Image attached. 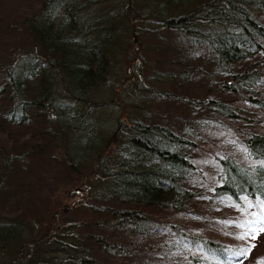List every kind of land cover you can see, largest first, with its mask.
I'll use <instances>...</instances> for the list:
<instances>
[{"label": "trees", "instance_id": "obj_1", "mask_svg": "<svg viewBox=\"0 0 264 264\" xmlns=\"http://www.w3.org/2000/svg\"><path fill=\"white\" fill-rule=\"evenodd\" d=\"M40 2L22 21L28 44L16 45L0 65V181L28 161L44 177L32 184L41 199L59 187L57 173L81 193L54 231L1 216L0 264H248L229 256L245 246L222 225L236 217L209 210L225 200L264 201V117L253 118L248 108L264 109V0ZM12 3L0 0V22L13 18ZM137 36L147 43L134 50ZM198 49L214 53L227 75L216 86L224 94L187 93L181 101L200 110L202 128L242 121L234 125L242 161L205 149L195 130L153 115L152 103L169 94L166 83L191 79ZM123 82L129 100L109 96L119 108L113 125L99 127L107 103L99 115L94 108L69 118L73 98L120 90ZM193 148L215 155L212 193L189 187L200 171ZM32 197L18 205L30 211ZM194 215L198 226L190 223ZM259 259L264 264V251Z\"/></svg>", "mask_w": 264, "mask_h": 264}, {"label": "rangeland", "instance_id": "obj_2", "mask_svg": "<svg viewBox=\"0 0 264 264\" xmlns=\"http://www.w3.org/2000/svg\"><path fill=\"white\" fill-rule=\"evenodd\" d=\"M12 1L13 18L4 19L0 22V65L11 60L9 55L13 52L16 45L24 46L25 44H28L27 39L29 38V35H27L23 29L22 21L27 16H33L34 12L39 10L41 5L40 0ZM260 18L264 23V15H260ZM137 40L138 41H133L132 43V48H134V50L147 43V38L143 41L141 40V37L137 36ZM189 69L191 70L190 80H186L183 84L179 82L165 84L164 91L169 94L166 95V97L161 96L157 98L152 103L153 115L169 120L170 123L179 126V128L181 127L180 129L187 127V130H195L194 132L197 134V139L194 138L195 141L205 149L211 150L214 148L218 155L229 154L236 160L242 161L245 156L244 147L239 140V135L234 131V125L239 124L242 121L225 120L224 122H226V126L221 128V130L214 127L202 128V123H197V118L201 113L200 110L195 111L190 109L180 98L181 95L183 96L187 93L196 98L204 97L208 95V93L214 97L223 96L224 91L217 87L226 80L227 75L219 69L218 61L214 53L209 52L207 49H200L194 60L189 61ZM121 84L123 85L120 90L118 88L105 87L99 90L100 92L94 93L92 96H89L91 94L88 93L86 96L81 94L80 96L73 98L70 106L74 109L71 110L73 112L70 114L69 118H71L72 121H78V117L83 114L82 112H84V110L89 113L94 108H97L96 111L99 115L101 113V107L99 106H102L103 103H107L108 105H106L102 112V116L105 117V120L103 122H98L100 124L99 127H103V125H113V122H115L118 117L119 108L114 103V99L109 96H112L113 93H115L118 95L117 98L129 100L127 84L124 82ZM113 89L119 91L117 92ZM95 99L97 102H95ZM244 107L247 106L244 105ZM248 108L250 110V115L253 118L260 119L264 117V109L259 108V106L249 105ZM17 129L23 131L22 127L18 125L14 126V130L16 131ZM114 145H111L112 149L116 147V145ZM110 150L111 149H109L107 153ZM56 151L59 154L61 153V150L59 149ZM190 152L195 156V164L200 168V171L196 170L194 172L189 187L195 192L205 194L212 193V186L214 183H217V177L215 175L220 171L215 155H209L205 152L200 153L196 148L191 149ZM20 167L21 165L19 163L16 167V172L11 173V171H9L8 177L3 178L2 181H0V186H3V190H1L2 193L0 194V217H14L19 215V217L21 216L25 222H33V226H36L39 222L41 232H45L49 229V231H54L62 221L59 216L61 217L62 214L70 211L78 194L81 193H75L71 196L70 192L74 191V189L80 188L77 186L73 187V184L67 176L62 175V177H59L60 174L57 176V173V181L55 184H57V186L59 185V187L57 189L55 188L56 190L48 188L49 191L52 192L49 195L50 197H48V199H41L40 196L43 195L41 190H38L32 184L37 182L41 185L44 177L41 176V179H39L41 174L38 172L36 165L29 164L28 161H23V167ZM3 170L4 165L2 164L0 154V176H2L1 174L4 172ZM31 192L36 198H31L32 206H29L30 211H27L24 209L26 207L23 208L20 206L21 204H18ZM55 198L57 200L54 203ZM247 201L252 202L247 198L243 199L240 203L226 200L224 202H216L214 206L210 207L209 214L211 216H224L225 214L233 217L235 216V221L229 220L225 223L222 222V225L224 228L240 234L246 230L240 226L241 222L255 220L257 219V216L254 214L264 212V209L255 206L256 203L253 202L252 204L254 206L245 211L244 209ZM11 202L17 203L18 208L16 209L11 206ZM237 205H239V207H237ZM199 219V215H194L192 219L193 221L190 222L191 225L198 226L200 224ZM233 238L237 239L238 235L232 236V239ZM242 241L245 243V246L249 244L254 245V247L251 248L249 255L245 256L249 260L248 264L259 263L260 254L264 251V231H261L255 239ZM238 248H240V246L237 245L236 249H230V258L236 257L232 255V252Z\"/></svg>", "mask_w": 264, "mask_h": 264}, {"label": "snow or ice", "instance_id": "obj_3", "mask_svg": "<svg viewBox=\"0 0 264 264\" xmlns=\"http://www.w3.org/2000/svg\"><path fill=\"white\" fill-rule=\"evenodd\" d=\"M253 206L254 205L252 204V202L247 201L244 210L246 211L248 208H251ZM255 206L264 209V201L258 200ZM237 207H239V205H237ZM254 215L257 216V219L241 222L240 226L242 228H245L246 230L239 234L238 236L239 239L241 240L255 239L261 231H264V212L256 213ZM252 247H254V245L251 244L247 246H242L237 250L233 251L232 255L236 257L247 256L250 253Z\"/></svg>", "mask_w": 264, "mask_h": 264}, {"label": "water", "instance_id": "obj_4", "mask_svg": "<svg viewBox=\"0 0 264 264\" xmlns=\"http://www.w3.org/2000/svg\"><path fill=\"white\" fill-rule=\"evenodd\" d=\"M80 189H74V191L70 192L71 196H73L75 193H80ZM66 208V206H65Z\"/></svg>", "mask_w": 264, "mask_h": 264}]
</instances>
